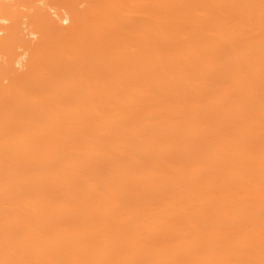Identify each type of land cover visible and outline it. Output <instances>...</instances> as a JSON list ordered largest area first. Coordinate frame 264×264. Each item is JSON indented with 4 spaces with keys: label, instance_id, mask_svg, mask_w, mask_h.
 <instances>
[{
    "label": "bare ground",
    "instance_id": "1",
    "mask_svg": "<svg viewBox=\"0 0 264 264\" xmlns=\"http://www.w3.org/2000/svg\"><path fill=\"white\" fill-rule=\"evenodd\" d=\"M0 264H264V0H0Z\"/></svg>",
    "mask_w": 264,
    "mask_h": 264
}]
</instances>
